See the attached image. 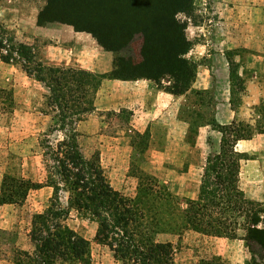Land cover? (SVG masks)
Wrapping results in <instances>:
<instances>
[{"label": "rangeland", "instance_id": "374dc122", "mask_svg": "<svg viewBox=\"0 0 264 264\" xmlns=\"http://www.w3.org/2000/svg\"><path fill=\"white\" fill-rule=\"evenodd\" d=\"M156 1L51 0L49 11L56 12L58 17L70 19L80 27L95 28L103 33L101 22L108 21L114 25L122 18L123 14L119 17L118 9H123L126 14H134L139 21L147 22L155 10ZM239 1L191 0L188 14L177 13L176 18L186 22L184 33L192 43L197 39L192 34L193 26L202 22L206 14L205 8L214 9V5L225 6ZM243 2L264 11V0ZM212 15L217 20L223 19L218 12H213ZM262 17L264 20V12ZM138 45L139 37L136 36L131 42L132 50L137 51ZM16 47L11 30L0 25V56L8 57L7 61L0 57V189L5 177L7 184H18L14 181L17 179L22 181V185H27L23 197L13 202L0 203V264H13L17 250L33 249L29 237L31 221L36 213L43 212L52 203L53 189L49 181L58 177L53 166L58 163L57 160L67 164L64 155L55 154L58 143L61 144L59 150L65 151L63 143L68 141L65 134L73 135L85 161L101 166L102 160L97 155L101 144H115L118 140L112 138L113 135L123 133L128 126L126 121H123L126 127L124 123L120 124L112 110L99 114L95 111L91 115L85 113L94 103L101 75L82 71L73 65L52 70L50 66L37 64L35 58L26 63L22 55L15 53ZM244 48L246 49L240 45L226 54L230 67L238 61L237 54L242 57ZM121 54L125 55L123 52ZM226 67L227 65L224 68ZM217 73L216 79L223 85L225 77L221 74L220 67ZM36 74L42 75L43 81H38ZM172 82L169 77L160 79L162 86H169ZM233 82L237 88L232 93V102L236 105L240 102L239 89L242 86L239 78ZM207 95L201 93L203 103L208 101ZM218 95L225 96V93L219 92ZM250 113L256 121L252 127L255 128L257 124V127L263 126L264 129V100L254 105ZM144 136L132 134L129 141V137L125 139L124 146H130L137 139L135 143L142 147L145 144ZM215 143L211 145V153L218 148ZM117 144L120 146V143ZM102 158L107 167L113 159L119 162L122 157L107 155ZM131 167L134 177L126 192L133 190L135 197L139 192L138 198L144 207L143 218L139 219L137 229L152 240L171 242L174 264H264V250L256 249L252 253L243 238L245 247H241L238 244L240 242L233 243L235 238L216 239L194 231L184 222L182 212L185 198L182 192L190 179L188 173H181L184 168L175 164L167 167L156 163H136ZM201 174L202 169L199 170V186ZM58 197L60 206L67 214L64 219L67 226L89 242V264H121L112 257L106 246L93 239L97 227L96 219L87 209H77L75 203H68V198L73 201L76 199L75 192L61 190ZM259 203L264 209V202ZM261 217L264 219V212ZM236 233V238L243 235L242 229H238ZM242 250L247 255L244 260L240 255ZM61 264L79 263L67 261Z\"/></svg>", "mask_w": 264, "mask_h": 264}, {"label": "crops", "instance_id": "0c3cea01", "mask_svg": "<svg viewBox=\"0 0 264 264\" xmlns=\"http://www.w3.org/2000/svg\"><path fill=\"white\" fill-rule=\"evenodd\" d=\"M44 5L45 0L40 3L39 0H0V25L10 29L15 44L29 48L42 65L52 68L73 65L101 75L94 103L85 113L112 110L120 124L128 123L123 133L113 135L118 142L111 146L101 144L97 152L102 160L100 168L110 187L123 196L134 198L133 190L126 192L134 177L131 166L136 163L167 167L175 164L184 168L182 174L190 175L182 192L185 200L196 199L199 170L204 165L205 155L210 153L212 143L218 146L221 141L218 126L232 123L254 126L256 121L250 111L264 100V11L243 0L225 6L214 5V9L205 8L202 22L193 26L192 34L197 39L192 41L186 55L196 63L194 78L184 92L174 94L144 77L109 76L113 53L99 45L91 33L76 30L72 24L59 20L39 23L38 15ZM213 12H218L223 19L217 20ZM240 45L246 47L245 52L242 57L237 54L238 61L230 67L226 54ZM218 67L225 77L223 85L216 79ZM232 70L242 86L240 102L236 105L232 102V93L237 88L231 77ZM219 92H224L225 96H219ZM201 93L208 94L205 103ZM132 134L145 135L144 146L135 143L137 139L130 146H124L125 139L129 137V141ZM233 148L246 155L240 159L239 188L246 197L263 203L264 133L254 131L250 138L236 140ZM107 155L122 158L119 162L113 159L106 167L102 156ZM232 241L244 246L242 238ZM240 255L242 260L247 257L243 250Z\"/></svg>", "mask_w": 264, "mask_h": 264}, {"label": "trees", "instance_id": "16d2710c", "mask_svg": "<svg viewBox=\"0 0 264 264\" xmlns=\"http://www.w3.org/2000/svg\"><path fill=\"white\" fill-rule=\"evenodd\" d=\"M50 2L48 0L40 10L38 22L59 20L72 24L76 30L91 33L99 45L114 54L109 76L120 79L144 77L158 85H161L162 77H169L173 82L163 87L174 94L184 92L194 78L196 63L186 57L191 47L184 33L186 22L176 18L177 13L188 14L191 0H157L147 22L118 9L122 18L114 25L101 22L103 33L95 28L80 27L68 18L58 17L56 12L51 13ZM136 36L139 45L137 51H133L131 42ZM15 53L22 55L26 63L34 59L31 50L23 44H17ZM0 57L8 60L6 56ZM35 77L43 81L42 75ZM231 77L233 80L238 78L234 70ZM257 126L255 124L253 128L242 123L218 126L221 141L217 150L206 157L196 199L185 200L182 212L184 222L202 234L236 238V231L242 229L240 238L246 241L252 253L256 249L264 250V219L261 217L264 209L259 202L246 197L238 186L240 159L246 155L236 152L233 146L238 139L250 138L254 131L264 133L263 126ZM65 136L68 140L63 143L65 151L59 150L61 144L58 143L55 154L64 155L67 164L57 160L53 166L58 177L49 181L53 189L52 203L33 216L29 231L33 249L17 250L13 264H61L67 261L89 264L88 240L63 223L67 214L59 204L61 190L75 192L76 199L68 198V203H75L77 209H87L96 219L95 242L106 246L121 264H174L171 242L152 240L137 229L144 208L138 198L139 192L136 197L129 198L112 189L100 166L85 161L73 135ZM6 178L0 189V203L16 201L27 189V185L17 179L14 181L18 184H7Z\"/></svg>", "mask_w": 264, "mask_h": 264}]
</instances>
